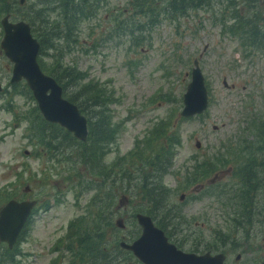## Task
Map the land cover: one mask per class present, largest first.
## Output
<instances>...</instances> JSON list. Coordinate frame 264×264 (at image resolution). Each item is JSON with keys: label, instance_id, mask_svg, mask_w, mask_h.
Listing matches in <instances>:
<instances>
[{"label": "rangeland", "instance_id": "1", "mask_svg": "<svg viewBox=\"0 0 264 264\" xmlns=\"http://www.w3.org/2000/svg\"><path fill=\"white\" fill-rule=\"evenodd\" d=\"M138 2L105 0L91 19L78 22L80 29L71 32L64 57L65 63H76L83 70L84 85L94 83L116 99L95 108H105L104 114H110L115 136L104 142L102 165L97 168L99 176L107 178L104 185L81 187L79 179L68 174L67 159L58 161L43 149L37 125L44 115L38 101L27 82H11L13 62L0 51V81L4 87L0 90V208L10 198L46 197L48 205L29 221L19 250L1 255L0 264L50 262L52 244L66 229L69 233L68 228L88 210L90 201L95 209L96 202L102 201L114 222L104 239H112V245L115 240L117 244L121 239H134L140 232L134 214L143 199L127 185L143 183L149 167L143 164L146 139L151 132L161 130L162 121L167 123L168 133L177 131L173 129L177 127L181 135L163 182L171 188L168 207L176 204L182 215L181 219L171 218L168 225L170 230L176 228L172 240L186 250L223 251L226 264L264 261V185L247 188V200H242L239 188L243 187V172L236 163L243 138L249 141L264 131V126L253 131L248 124L251 120L262 122L264 116V42L253 39L249 45L247 38L229 29L236 21V9H241L245 19L250 18L246 27L256 24L264 33V0L198 1L177 18L147 9L141 12L135 6ZM41 3L0 0V19L9 11L14 18L22 15L29 21L31 10L39 9ZM59 11H48L49 25L59 19ZM135 19L146 24L141 32H134L140 35L138 40L119 30L135 24ZM33 29L36 34L35 26ZM0 33L1 39V26ZM52 41L59 44L64 39L54 36ZM42 49L48 63L58 53L53 48ZM195 60L206 80L209 103L201 114L182 118L184 93ZM83 113L90 127L91 113ZM54 126L62 129L61 125ZM85 168L83 163L75 165L76 170ZM125 170H130L127 175ZM236 170L239 173L234 175ZM86 178L94 182L90 173ZM123 194L130 200L120 205ZM247 216L253 225L246 222ZM117 218L123 220L124 227L116 224ZM123 259L122 255L115 258L126 264Z\"/></svg>", "mask_w": 264, "mask_h": 264}, {"label": "trees", "instance_id": "2", "mask_svg": "<svg viewBox=\"0 0 264 264\" xmlns=\"http://www.w3.org/2000/svg\"><path fill=\"white\" fill-rule=\"evenodd\" d=\"M62 1H59V5L61 6L65 5ZM198 1L202 3L204 0H139L135 6L137 7L136 9H139L141 12L147 9V11H151L153 13L164 12L168 14L170 18H177L179 14L185 13L188 7L195 6ZM91 4L92 1L90 4L81 1L76 4L78 9H69V14L66 13L67 9H58L60 10V17L57 21L52 20V25H49L47 13L57 9H51L47 0H43L41 7L36 9L35 12L31 10L32 13L28 16L32 27L35 26L36 35L41 43L40 50L42 66L63 86L65 96L76 102L82 111H87V113L90 111L91 113L89 135L86 140L77 138L71 131L64 127H62V129L58 127L55 128L54 125H59L58 123L51 122V124L43 117L38 119L37 125L41 138L44 142L43 149L50 153L52 158H55L58 161H65L67 159L66 169L68 170V174H70V177L72 178L77 177L79 179V183L77 184L81 187L87 185H104L107 183L105 181L107 178L100 177L97 172V168L102 165L104 142H110L115 138L112 133L110 114H104L106 110L105 108L101 110L95 109L102 107L104 102L108 103L116 100L115 97L113 95H107L105 89H102L94 83H87L84 85L82 82L85 77L83 70L79 68L76 63H65L64 61V57L69 50L68 40L71 32L74 29H80L78 22L84 20L85 18L91 19L92 15L95 13V9H93L94 7L92 6L90 8ZM235 18V23H233L229 28L232 33H239L243 38H247V40H249V45L253 44V39L257 40L258 43L264 42V33H261L258 25L250 24V22L249 24L252 26L250 28L246 27L248 26L250 18L245 19L241 9H236ZM36 24H38V27ZM145 27L146 24L135 19V24L119 27V30L122 33L128 32L132 34V38L134 40H138L140 35L135 34L134 32H141ZM54 36H60L64 39V41L59 44L54 43L52 41ZM72 40L76 41V38L73 37ZM42 48H53L58 51V53H54L55 58L53 56L50 63L44 61V52ZM87 86L92 87L88 88ZM158 94H160V92ZM99 114H101L102 117H99ZM263 118L264 116L262 119ZM262 119V122L253 120L248 123L253 131H258L261 126H264V119ZM161 123H163L159 128L161 130L157 131V133L156 131L151 132V136L146 139L147 156L143 161V164L149 167L148 172L145 173L146 176L143 179V183L137 184L135 182L134 187L127 185V188L128 190L131 189V191L136 190V192L140 195V198L143 199L142 206L137 208L136 212L143 211L151 214L170 235H173V232H176V228L170 230L168 227L169 223L172 222L171 218L181 219L182 215L177 209L176 204L172 207V209L168 207V202L170 201L172 193L171 188L166 186L163 182L165 176H167L171 170L172 159L175 156L177 147L181 143V135L179 132L180 130L177 127L173 128L177 131L168 133L169 127L167 126V123L165 121H162ZM259 133L260 134H254L252 136V140L249 141H246L247 139L243 138L245 143L240 147V150L237 148V151L241 154H238L239 156L236 157V163L238 170L243 172L242 179L244 181L242 182L243 187L239 188V191H241L239 196H241L242 200H245L247 197L245 192L247 188H258L260 185H264L263 129L260 130ZM154 152L155 155L153 154ZM77 163H83L86 167L85 170H76L75 165ZM53 170H56V168H53ZM238 170L234 171L233 174H238ZM85 171L87 173H85ZM127 171L130 170H125L124 175H127ZM88 173H90L91 179L94 182H91L86 178ZM151 176L153 177L152 180H150ZM120 181L124 182V180ZM152 182H156L154 183L155 185L149 187L146 186ZM87 189H91V187H88ZM226 189L228 191L231 190L228 189V187H226ZM128 197L130 200V196ZM38 198H40V203L42 202L43 206H48L45 200L46 197ZM96 206L97 207L95 209V204L93 201H90V203L87 204L88 210L87 214H84L83 221H76L74 230H78L71 239L79 240V242L75 245V251L85 252L93 257V252H96V249L100 248L101 254L98 253V256L101 259L100 264H121V261L117 262L115 259H111L108 256L107 250L102 248L105 243L107 244L105 247L110 248L113 246L111 250L112 253L124 256L123 260L124 262H127L126 264H131L134 261L136 262L135 258L127 249L122 248L119 242L116 244L117 240H115L116 245H112V239H104L105 232L112 230L114 222L110 216H107L109 211L107 210V206L104 205L102 201L96 202ZM134 217L136 220V216ZM250 219L251 218H248L247 216L246 222L253 225V222ZM29 224L25 228L24 232L27 228H29ZM24 232L21 235V240L23 239ZM1 243L6 246L4 248L3 246H0V256L2 255L3 257H6V255H11L13 251L19 250V242L13 248L8 247V245L4 242ZM73 244L74 243H71V245Z\"/></svg>", "mask_w": 264, "mask_h": 264}, {"label": "water", "instance_id": "3", "mask_svg": "<svg viewBox=\"0 0 264 264\" xmlns=\"http://www.w3.org/2000/svg\"><path fill=\"white\" fill-rule=\"evenodd\" d=\"M1 22L5 30L1 46L14 62L11 80L26 78L45 118L60 122L77 137L86 139L88 119L77 103L64 96L58 80L41 67L38 60L40 42L31 34L29 23L24 20L8 21V15ZM192 75L184 93L185 104L181 111L184 116L203 112L209 103L208 87L198 60H195ZM34 204L35 200L11 199L0 209L1 240L7 241L10 246L14 245ZM137 218L143 227L141 235L132 242L122 241V245L132 249L145 263L151 264L147 258L153 260L156 249L159 254L166 255L167 259H159L153 264H223V253L186 252L168 240L151 215L139 212ZM119 224L123 225L122 219H119ZM162 250L165 254L161 253Z\"/></svg>", "mask_w": 264, "mask_h": 264}, {"label": "flooded vegetation", "instance_id": "4", "mask_svg": "<svg viewBox=\"0 0 264 264\" xmlns=\"http://www.w3.org/2000/svg\"><path fill=\"white\" fill-rule=\"evenodd\" d=\"M47 1L49 2V4H50L49 7L51 9H67L66 13H68V14H69V9H78L76 4L81 2V1L87 2L88 4H90L91 1H92V4H91L90 8L93 6L94 9L102 8V4L105 3V0H63V1L62 0H47ZM59 1L64 2L65 5H63V6L59 5ZM18 3L19 4H24L25 0H18ZM88 9H89V7H88ZM32 11L35 12L36 10H32ZM3 15H8V20L9 21H15V20L24 18V17H22V15H19V18H14V16L12 15V12H9V11H6ZM0 26L2 28V32H3L2 36H3L4 28L2 27L1 23H0ZM32 30H33V27H32ZM33 34L35 36H37L34 32H33ZM0 51H4V50H2L1 47H0ZM4 54H5V52H4ZM3 88L4 87L2 86V83L0 81V90H3ZM36 199H38V198H36ZM39 205H40V200L38 199V206H37L38 208H39ZM37 207H36V209H37ZM63 236H65V235L59 236L56 239V241L52 244V246H51L52 258H51L50 262H48L46 264H81V262H83V264H100L101 259L98 256V253L101 254V249L100 248H97L96 252H93V257H92V256L88 255V253L75 251L76 250L75 249V245H73V246H70V245H67V244L58 245L57 244L58 240L61 237H63ZM112 248H113V246L110 247V248L105 247V249L108 252L107 253L108 256L111 259H115L116 256H117V253H112V251H111ZM193 249L196 252H200V253L201 252L211 251L210 249H206V250H200V249H197V248H193Z\"/></svg>", "mask_w": 264, "mask_h": 264}, {"label": "bare ground", "instance_id": "5", "mask_svg": "<svg viewBox=\"0 0 264 264\" xmlns=\"http://www.w3.org/2000/svg\"><path fill=\"white\" fill-rule=\"evenodd\" d=\"M152 239H153V238H152ZM158 245H159V243H158ZM161 253H162V254H165V253H164V250H162ZM159 259H163L164 261H166L167 256H166V255H161V254H159V253L157 252L156 249H155V254H154V258H153V260H150V259L147 258V260H148L149 263H151V264H153L155 261H158ZM183 259H184V258H183Z\"/></svg>", "mask_w": 264, "mask_h": 264}]
</instances>
